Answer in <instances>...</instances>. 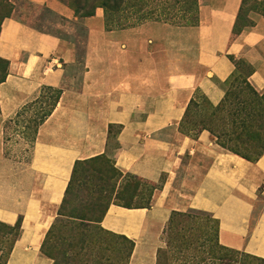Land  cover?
<instances>
[{"label": "crops", "instance_id": "crops-1", "mask_svg": "<svg viewBox=\"0 0 264 264\" xmlns=\"http://www.w3.org/2000/svg\"><path fill=\"white\" fill-rule=\"evenodd\" d=\"M25 1L58 21L54 31L14 15L1 22L7 68L0 153L4 122L42 88L60 92L27 158L6 161L5 182L0 178V222L21 217L5 264H52L41 245L74 161L100 154L153 183L164 175L148 208L111 204L102 217L104 229L133 240L127 264H155L170 213L187 207L218 220L222 245L264 258V153L251 162L220 147L206 129L194 135L175 128L190 99L220 102L234 60L251 68L248 81L264 92V13L248 9L250 22L234 34L242 0H200L195 25L147 21L110 29L101 8L79 17L60 0Z\"/></svg>", "mask_w": 264, "mask_h": 264}, {"label": "trees", "instance_id": "trees-1", "mask_svg": "<svg viewBox=\"0 0 264 264\" xmlns=\"http://www.w3.org/2000/svg\"><path fill=\"white\" fill-rule=\"evenodd\" d=\"M60 1L72 8L77 16L87 17L94 14L97 6L108 8L109 4H105V2H111L113 8H115L121 0ZM5 2L8 11L13 10L11 0H5ZM88 2L90 3L87 4ZM3 15V17H9L8 13ZM153 20L158 21L157 18H153ZM162 22L166 21L162 20ZM187 22L185 24L166 23L174 25H195L197 18L193 21H190L189 18ZM134 24H122L118 27H128ZM235 26L233 33L237 34L239 29L235 30ZM1 60L5 62L7 68V61L3 58ZM234 65L235 72L228 79L225 94L220 102L217 105H211L205 98H201L205 100L207 107L210 109L208 122L205 126H199L192 133L197 135L202 129H206L214 138L215 143L220 147L248 161L255 162L264 153V92L260 93L251 86L248 81L251 68L247 64L241 60H234ZM243 67L247 68V72L244 74L241 72ZM5 77L6 74L0 78V82ZM238 85L241 86L240 89L244 93L243 97H240L233 91ZM59 92L57 90L52 108ZM193 105H197L196 100L190 99L187 109ZM51 110L43 116L40 123L49 115ZM99 159L105 160V162L107 161L110 166L109 169L94 167L90 164V162ZM87 169H91V172L99 174L97 178H100L102 172L105 173L103 180L94 184L95 187L99 188L98 191L89 193L88 189L85 188L82 178L86 176ZM117 179H119V185L121 187L120 191L115 195V199L118 202L117 205L127 208H148L151 204L153 192L161 188L163 183V179L159 181L160 183H153L130 173H123L104 154L87 159L75 160L62 202L57 210V216L62 214L67 197L70 198L71 195L80 196V199H83V201L85 198L94 195L95 205H103V213H105L108 208L106 207V203L110 199V193ZM104 198L105 203L102 202ZM20 225V216L13 225L0 222V226L8 229L7 233H11V238L4 253L2 248H0V264L6 263V258L11 250L12 244L20 233ZM50 230L51 227L47 231L45 238H47ZM162 232L165 246L157 250L155 264H264V258L262 257L222 245L218 240V220L206 211L194 208L187 211L173 210ZM108 233L119 245L118 250H116L117 254L115 255L116 259L114 263L118 264L121 262L127 264L134 247L133 240L122 234H116L111 231ZM41 247H43V243ZM44 254L51 258L50 254ZM53 264H55V261Z\"/></svg>", "mask_w": 264, "mask_h": 264}, {"label": "rangeland", "instance_id": "rangeland-1", "mask_svg": "<svg viewBox=\"0 0 264 264\" xmlns=\"http://www.w3.org/2000/svg\"><path fill=\"white\" fill-rule=\"evenodd\" d=\"M12 1L15 3H13V7L17 8L15 13H12V10L8 11L5 0H0V24L5 18L3 14L8 13V16L14 15L25 20L28 18L33 26L40 29L55 30V27L51 26L58 21V17L54 13L46 8L36 9L25 0ZM199 2L200 0H121L115 8H113L111 2H105V4H109L108 8L104 6H97L96 8L102 9L104 24L106 28L111 29L122 24L135 23L134 25H136L147 21H155L153 18H157L159 22L163 20L175 24H185L188 23L189 18L190 21L197 18ZM250 8L264 13V0H242V13L235 30L250 22L246 17V13ZM30 16L32 17L29 18ZM1 59L0 78L6 74V65ZM241 72L242 74L246 73L247 68L243 67ZM240 87L238 85L233 91L243 97L244 93ZM56 95V89L42 88L34 100L22 106L11 120L4 122L0 153V178L4 179L3 182H5L7 175L6 161L14 160L16 162L27 158L29 147L35 138L40 120L52 109ZM195 100L197 105L189 107L184 117L175 126L180 133L194 132L199 126H205L208 122L210 109L207 107L205 100L198 98ZM109 130L115 133L118 129L110 127ZM212 139L214 138L212 137ZM90 164L94 167H103L102 169H109L110 167L109 163L102 159L90 162ZM90 170L87 169L86 176L82 178V181L89 193H92L99 190L94 184L101 182L105 173L102 172L100 178H97L99 174ZM119 179L115 182L116 184L110 193V199L106 203V207L118 203L115 195L121 189ZM162 179H164V175L159 181ZM102 202L105 203V198ZM95 204L94 195L85 198L84 201L80 199V196L71 195L70 198L67 197L62 214L57 216L56 212L54 221L50 226L51 230L47 238L44 239L43 247H41L43 253L51 255L52 264L54 261L55 264H117L114 261L117 254L116 250L119 248L118 242L101 225L104 216L103 205L97 206ZM189 209L191 207L177 211H187ZM7 232L8 229L0 226V248H2L3 253L11 238V233ZM158 237L163 248L165 246L163 232L160 231Z\"/></svg>", "mask_w": 264, "mask_h": 264}]
</instances>
